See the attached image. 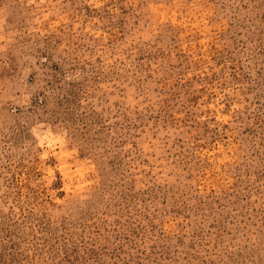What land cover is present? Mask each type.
Masks as SVG:
<instances>
[{"label":"rangeland","instance_id":"rangeland-1","mask_svg":"<svg viewBox=\"0 0 264 264\" xmlns=\"http://www.w3.org/2000/svg\"><path fill=\"white\" fill-rule=\"evenodd\" d=\"M0 264H264V0H0Z\"/></svg>","mask_w":264,"mask_h":264}]
</instances>
